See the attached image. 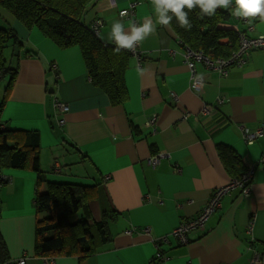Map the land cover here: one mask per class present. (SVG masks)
Here are the masks:
<instances>
[{
    "label": "crops",
    "instance_id": "1",
    "mask_svg": "<svg viewBox=\"0 0 264 264\" xmlns=\"http://www.w3.org/2000/svg\"><path fill=\"white\" fill-rule=\"evenodd\" d=\"M133 2L137 3L133 16L120 17L119 11ZM155 7L152 0H96L81 17L85 26L95 20L103 22L98 37L106 44L117 43V24L122 34L131 35L132 18L138 28L148 22L153 26L138 41L142 65L131 56L124 73L127 99L118 106L92 85L77 46L60 48L36 28L27 29L0 9L3 24L22 42L18 49L33 52L18 59L1 120L11 129L38 133L46 182L98 185L101 197L90 204L93 219H100L102 209L116 212L108 224L111 241L96 254L80 260L62 255L37 258L36 175L29 170L5 171L10 181L0 187V235L8 260L25 258L24 264H45V260L53 264H250L253 252L264 251V47L252 51L244 66L230 67L224 78L196 63L195 74L203 86L192 91L184 49L168 25L157 23ZM220 8L230 15L232 28L264 36L259 15L234 16L235 0L228 8ZM171 93L178 97L176 102ZM52 96L68 107L62 127L57 124L61 116L53 109ZM218 96L226 102L211 114H201L202 107L214 105ZM153 116L154 128L146 124ZM261 127L263 136L246 143L242 129L252 133ZM218 146L231 149L239 158L245 167L241 175L253 169L250 194L246 197L241 187H232L205 230L190 233L188 244L180 245L172 229L196 216L212 190L238 179L223 168ZM157 155L158 162L152 166L148 160ZM44 190L42 186L40 191ZM160 238L167 242L159 249L164 259L157 260L155 241Z\"/></svg>",
    "mask_w": 264,
    "mask_h": 264
},
{
    "label": "trees",
    "instance_id": "2",
    "mask_svg": "<svg viewBox=\"0 0 264 264\" xmlns=\"http://www.w3.org/2000/svg\"><path fill=\"white\" fill-rule=\"evenodd\" d=\"M94 2L96 0H0V9L10 13L27 29L36 28L60 48L77 46L92 85L108 97L111 105L118 106L127 99L124 73L132 55L128 48L120 47L118 43L102 42L90 26L82 23L86 8ZM183 11L187 13L190 28L181 27L171 10L167 15L172 17L168 26L184 51L200 52L216 60L227 59L237 50L238 30L229 26L227 11L217 7L212 14L203 13L198 5L191 10L185 7ZM19 45L22 47V42L13 29L0 19V81L8 79L0 97V187L10 181L2 173L4 169L35 173L34 256L85 259L110 243L108 224L114 220L116 212L102 209L100 219H93L90 204L101 197L98 185L86 187L46 182L40 167L38 133L11 129L1 120L7 93L18 71V59L33 53L27 49L20 51ZM54 98L57 97L52 96V106ZM60 116L64 118V114ZM216 150L225 171L239 179L245 170L239 158L229 148L218 146ZM42 186L44 192L40 191ZM7 261V250L0 235V264Z\"/></svg>",
    "mask_w": 264,
    "mask_h": 264
},
{
    "label": "built area",
    "instance_id": "3",
    "mask_svg": "<svg viewBox=\"0 0 264 264\" xmlns=\"http://www.w3.org/2000/svg\"><path fill=\"white\" fill-rule=\"evenodd\" d=\"M111 1V0H110ZM137 3L133 2L129 4L128 8L121 9L119 11L120 17H132L134 9ZM132 26H137V22L134 18L131 19ZM102 26V22L100 20H95L91 26V31L98 35L99 29ZM251 31V28H249ZM138 41H134L132 48L128 49L130 54L133 55L138 63V66L141 65L142 62V53L138 51ZM264 47V36L259 35L256 37L248 35L247 32H239L238 31V47L235 52L229 56L227 59H216L212 60L206 56H204L200 52H192L190 50H185L183 53L184 63L186 64L188 71L191 76V83L190 89L192 91L198 92L202 86L203 81L201 77H198L195 74V64L201 63L203 64L208 70L216 72L220 77L224 78L227 76L228 69L230 67H242L246 64L249 54L257 49H261ZM171 98L173 102L178 100V97L171 93ZM226 102V99L222 96H218L215 100L214 105H207L203 106L200 113L211 114L214 110H217L218 106L222 105ZM53 108L55 112L59 115H63L68 111V107L65 103L61 102L58 98H54L53 100ZM185 114L184 117H186ZM58 124H64V118H60L58 120ZM147 126L154 128L155 126V117L153 116L149 121L146 122ZM243 138L246 143H250L257 138L263 136V128H258L254 132H248L247 130L242 129ZM160 155L153 156L148 160V163L152 166L158 162ZM58 170V168H55ZM253 176V169L247 168L246 171L241 175L238 180H233L229 184L216 188L212 190L210 193L207 201L205 202L203 208L200 212L187 220L181 221L175 228L172 229L171 235L177 240L180 245H186L189 242V234L195 231L203 232L206 228V223L208 219L219 209L221 198L228 193V191L234 187L239 186L241 187L242 193L244 196H248L250 194V182ZM108 179V178H106ZM251 230V223L247 226V232L250 233ZM143 232L148 234L149 229L144 228ZM166 238H160L155 241V257L157 260L164 259V255L160 252V245L162 243H166ZM25 258H20L19 260L13 261L8 260L6 264H24ZM264 264V251L262 253L253 252L252 258L250 260V264ZM45 264H53V260H45Z\"/></svg>",
    "mask_w": 264,
    "mask_h": 264
},
{
    "label": "clouds",
    "instance_id": "4",
    "mask_svg": "<svg viewBox=\"0 0 264 264\" xmlns=\"http://www.w3.org/2000/svg\"><path fill=\"white\" fill-rule=\"evenodd\" d=\"M231 0H152L156 5L155 12L157 13V23L161 25H169L172 19L167 15L168 11L176 16L180 26L188 28L191 27L187 20V13L183 11L185 7L189 10L195 6H199L203 13L212 14L217 7L228 8ZM237 8L233 15L240 18H255L259 15L260 19L264 21V0H235ZM250 22V21H249ZM153 31L151 22L145 23L137 28L132 26L131 35H124L121 33V25L115 26V38L120 47L131 49L134 41H141L145 35Z\"/></svg>",
    "mask_w": 264,
    "mask_h": 264
},
{
    "label": "rangeland",
    "instance_id": "5",
    "mask_svg": "<svg viewBox=\"0 0 264 264\" xmlns=\"http://www.w3.org/2000/svg\"><path fill=\"white\" fill-rule=\"evenodd\" d=\"M2 12L5 13V10H2ZM7 12V11H6ZM8 13V12H7ZM10 14V13H9ZM1 21L2 22H5L1 17H0ZM7 54H9V50L7 49ZM8 79H2L0 81V97H2V91H3V88H4V85L7 83ZM11 169H4L2 170V173L5 172V171H9ZM115 227L112 225V223L110 224V229L113 230Z\"/></svg>",
    "mask_w": 264,
    "mask_h": 264
}]
</instances>
